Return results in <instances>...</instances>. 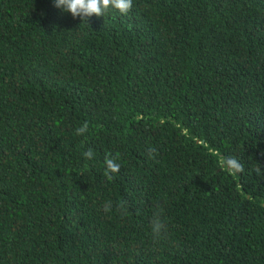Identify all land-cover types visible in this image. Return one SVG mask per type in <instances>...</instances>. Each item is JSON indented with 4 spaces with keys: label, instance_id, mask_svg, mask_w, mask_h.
<instances>
[{
    "label": "trees",
    "instance_id": "trees-1",
    "mask_svg": "<svg viewBox=\"0 0 264 264\" xmlns=\"http://www.w3.org/2000/svg\"><path fill=\"white\" fill-rule=\"evenodd\" d=\"M0 264H264V0H0Z\"/></svg>",
    "mask_w": 264,
    "mask_h": 264
},
{
    "label": "clouds",
    "instance_id": "clouds-1",
    "mask_svg": "<svg viewBox=\"0 0 264 264\" xmlns=\"http://www.w3.org/2000/svg\"><path fill=\"white\" fill-rule=\"evenodd\" d=\"M54 6L63 10L64 12L71 13L73 18H80L82 21H88L92 16L101 17L109 9L118 10L122 15H127L133 7V0H54ZM89 131V124L85 122L82 126L76 128L77 135H85ZM155 149H150L151 155ZM86 159H92L94 153L91 149L84 152ZM119 153L115 156L108 154L105 157V177L111 181L114 178V174L119 173L120 164L118 163ZM221 168L229 174L235 175L244 171V165L240 162L239 158L235 156L221 157ZM259 172V168L256 170ZM115 207L116 211L120 214H126L128 207L127 202L121 201L115 206L112 201H106L103 205L104 212L108 213L113 211ZM150 229L154 239L162 240L168 235V223L166 217L163 214V209L158 207L150 221Z\"/></svg>",
    "mask_w": 264,
    "mask_h": 264
}]
</instances>
